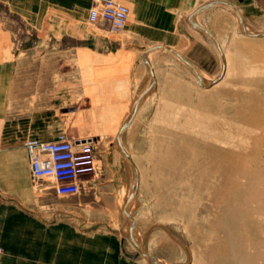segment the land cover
<instances>
[{
  "label": "crops",
  "instance_id": "crops-1",
  "mask_svg": "<svg viewBox=\"0 0 264 264\" xmlns=\"http://www.w3.org/2000/svg\"><path fill=\"white\" fill-rule=\"evenodd\" d=\"M96 1L0 0V264H84L79 258L88 252L71 225L46 224L31 212L25 140L64 134L89 143L93 170L80 177L81 188L94 191L93 205H118L130 187L129 159L145 140L147 104L178 85L177 55L209 77L216 70L203 56L211 53L208 39L219 46L238 32L264 31V0H115L130 10L118 33L87 22ZM45 24L58 44V69L43 70L36 84L34 69L24 67L29 53H14V46L28 44ZM27 104L43 110L35 114ZM88 220L99 223L89 215L70 219ZM48 245L49 253L58 245L59 255L47 258ZM72 247L76 259L68 261Z\"/></svg>",
  "mask_w": 264,
  "mask_h": 264
},
{
  "label": "rangeland",
  "instance_id": "rangeland-1",
  "mask_svg": "<svg viewBox=\"0 0 264 264\" xmlns=\"http://www.w3.org/2000/svg\"><path fill=\"white\" fill-rule=\"evenodd\" d=\"M46 35L45 24L14 46L29 53L24 67L34 69L36 84L43 70L58 69V44ZM208 42L211 83L180 60L177 87L147 104L145 140L129 159L135 172L118 205H93L86 189L58 198L51 183L31 179V212L76 229L88 244L84 264H264V37L243 31L219 46ZM81 215L99 223L70 221ZM52 246L47 258L59 255ZM66 256L76 259L74 247Z\"/></svg>",
  "mask_w": 264,
  "mask_h": 264
},
{
  "label": "built area",
  "instance_id": "built-area-1",
  "mask_svg": "<svg viewBox=\"0 0 264 264\" xmlns=\"http://www.w3.org/2000/svg\"><path fill=\"white\" fill-rule=\"evenodd\" d=\"M130 10L115 0L96 1L88 14L89 24L108 23L112 33L127 24ZM31 179L49 182L58 198L76 197L81 192L80 177L93 170V150L89 143H74L64 134L52 141L30 138L23 142Z\"/></svg>",
  "mask_w": 264,
  "mask_h": 264
},
{
  "label": "bare ground",
  "instance_id": "bare-ground-1",
  "mask_svg": "<svg viewBox=\"0 0 264 264\" xmlns=\"http://www.w3.org/2000/svg\"><path fill=\"white\" fill-rule=\"evenodd\" d=\"M235 13H236V12H235ZM241 19H242V18H241ZM243 22L245 23V20H244ZM245 25L247 26L248 24H245ZM245 25H244V26H245ZM251 26H252V24H251ZM248 27H249V25H248ZM254 27H255V26H254ZM248 30L254 31V32H255L254 34H261V33L264 34L263 31H260L261 29H259V30H258V29H254V30H253V29L250 28V29H248ZM247 33H248V32H247ZM251 33H252V32H251ZM249 34H250V33H249ZM191 70H192V69H191ZM192 72H193L194 75H198V76H199V77H198V78H199V81H201V82L203 83V85H204V84L206 85V84L211 83V81L208 80L207 78H205V77H203V76H200V75L198 74V71H196V69H195V70L193 69ZM201 75H203V74L201 73ZM129 168H130V175L132 176V175L134 174L135 171H134V169L132 168V166H130V165H129ZM129 177H130V176H129ZM128 179H129V178H128ZM133 179H134V178H133ZM135 179H136V178H135ZM130 181H131V180H130ZM133 181H134V180H133ZM130 187H131V184H130ZM133 190H134V189H133ZM132 192H134V191H132ZM132 192H130V193H132ZM131 196H132V194H131ZM130 198H132V197H130ZM132 202L134 203L133 200H132ZM132 202H131V203H132ZM130 205L132 206V204H130V200H129V202H128V207H130V209H131V206H130ZM133 205H135V204H133ZM131 210H132V209H131ZM128 211H129V210H128ZM127 214L129 215V213H127ZM127 214H126V215H127ZM234 219H235V218H234ZM126 227H127V226H126ZM244 227H245V226H244ZM127 228H128V227H127ZM234 232H235V231H234ZM125 234H126V233H125ZM128 234H129V233H128ZM144 248H145V247H144ZM144 248H143V249H144ZM143 249H142V250H143ZM146 249H147V248H146ZM250 250H251V249H250ZM143 251H144V250H143ZM249 252H250V251H249ZM142 253L144 254L145 251L142 252ZM146 254H147V253H146ZM243 257H244V256H243ZM166 264H167V263H166Z\"/></svg>",
  "mask_w": 264,
  "mask_h": 264
},
{
  "label": "water",
  "instance_id": "water-1",
  "mask_svg": "<svg viewBox=\"0 0 264 264\" xmlns=\"http://www.w3.org/2000/svg\"><path fill=\"white\" fill-rule=\"evenodd\" d=\"M205 34H207L209 37H211L207 32H205L204 30H202ZM244 35H246V36H250V37H264V34H249V33H247V32H244ZM178 57H179V59L183 62V63H185L190 69H192L193 70V68L190 66V64L186 61V60H184L181 56H179V55H177ZM196 77H197V79L199 80V76L198 75H195Z\"/></svg>",
  "mask_w": 264,
  "mask_h": 264
}]
</instances>
